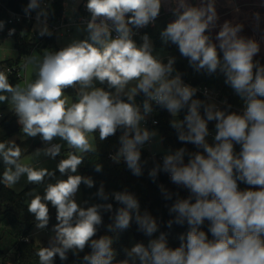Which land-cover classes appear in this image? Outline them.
<instances>
[{
	"label": "clouds",
	"instance_id": "clouds-1",
	"mask_svg": "<svg viewBox=\"0 0 264 264\" xmlns=\"http://www.w3.org/2000/svg\"><path fill=\"white\" fill-rule=\"evenodd\" d=\"M172 3L174 19L160 32L161 40L177 46L197 71L205 69L211 74L219 69L243 102L241 111H229L230 104L220 110L195 99L197 89L184 84L179 73L173 76L174 58L164 63L154 56L147 34L140 44L133 39V29L155 24L161 0H86L84 8L90 19L85 38L58 51L45 49L42 58L28 57L24 67L34 65L36 78L23 85L10 83L9 76L0 71V103L10 105L25 136H40L51 145L35 155L42 151L55 159L62 148L60 143H52L57 138L70 149L57 164L66 179L48 183L42 195L29 194L27 210L38 229L49 224V205L56 211L54 242L37 250L39 264H54L57 256L67 260L69 252L78 256L86 247L91 251L83 256L84 264H264V65L255 59L260 44L241 35L244 25L240 23L225 20L216 30L220 17L215 0ZM23 12L29 18L36 12L37 24H43L40 37L52 36L41 0H29ZM253 15L258 25L260 14ZM5 23L0 20V31ZM15 31L9 29L8 36ZM70 88L77 90L75 100L66 95ZM141 94L142 104L138 105L135 98ZM153 104L173 117L170 126L176 130L177 140L195 149L179 147L148 172L153 183L164 173L176 186L177 191L172 192L159 185L165 200L176 197L168 208L175 216L166 226H186L187 231L177 237L179 246L172 247L170 233L159 231L147 212L140 214L133 194L111 193L122 207L116 209L107 231L127 230L134 219L137 231L149 238L147 244L123 249L125 258L116 261L113 238L102 235L94 239L103 225L101 213L112 212L113 205L81 207L75 199L80 185L92 188L94 181L76 173L84 154L95 151V133L105 141L120 131V147L111 159L115 163L123 160L133 175L141 176L142 149L157 135L141 127L153 112ZM181 114L182 119L178 118ZM210 122H214L213 131ZM21 156L22 149L14 141L0 142L4 165L0 183L4 186L14 187L24 176L27 183L36 185L55 176L47 168L21 162ZM101 170L96 165L95 171ZM241 184L246 187L241 189ZM181 191L187 196L181 197ZM95 195L109 200L103 183Z\"/></svg>",
	"mask_w": 264,
	"mask_h": 264
},
{
	"label": "trees",
	"instance_id": "trees-1",
	"mask_svg": "<svg viewBox=\"0 0 264 264\" xmlns=\"http://www.w3.org/2000/svg\"><path fill=\"white\" fill-rule=\"evenodd\" d=\"M63 1L64 0H41V8L48 12V18L51 23L56 22L57 19L62 16ZM193 1L194 0H192V3ZM28 2L29 0H0V20H4L6 22L5 28L3 31H0V40L8 36V30L12 27V24L9 22V13H24L23 8ZM43 2H45V4ZM161 4V12L155 24L139 29L140 34L133 37V39L136 40L137 44H140L142 43V36L147 34L151 38L155 48L164 49L168 53L169 58H174L173 73L175 75L179 73L182 81L198 87L208 86L209 88L217 91L221 97L226 98L227 103L219 105L217 109L225 110L227 105L230 104L232 107L231 109H228L229 111H241L243 108V102L239 100L231 87L225 83V76L219 71V69L215 73L211 74H209L205 69L197 71L192 65H190L187 58L181 56L177 46L171 43H163L160 37V32L166 27L167 23L171 22V13L165 10L162 0ZM23 22L18 23L17 25L18 30L20 27L24 31L25 36L23 40H20V36H22V34L17 35L14 33L12 35L15 39L16 47L20 52V56L16 60L8 59L0 61V71H2L5 66L17 65L19 68H24L25 62L23 54L27 53V48L30 47L28 46L29 43L27 36L31 33L30 30L32 28V21L27 22L24 20ZM134 30L135 29H133V31ZM51 32V37L39 36L40 43L47 47L50 51H58L60 48L56 41L55 31L51 30ZM255 59H258L260 63L264 65V54L258 55ZM20 79L21 78L17 77L14 73L9 75L10 83L16 84L20 81ZM76 93V89L70 88L66 90V94L72 100L76 99ZM194 98L200 99L205 104H210L207 98L199 90H197ZM137 99L143 100V95H138L135 100ZM201 113L203 114V109H201ZM179 117L182 119L183 114ZM158 118L159 123L157 127L162 134L164 148L169 150L170 153L182 146L187 147L189 150H195L194 146L183 145L177 140V132L170 126L171 115L166 110L160 109ZM21 128L22 126L18 123V117L15 112L13 110H9L4 117L0 119V142L10 141L13 136L23 134ZM209 129H214V122L209 123ZM120 135H122V133L118 131L115 136L109 137L105 141H101L98 133H95V151L84 154L83 162L79 166V174L81 176L90 177L94 181V186L92 188H88L83 183L81 184L85 208L97 203H112L113 205L112 212L101 213L103 217V225L99 228L97 236L94 237V239H98L102 235L111 236L114 241L112 247L118 253L116 261L125 258L123 249H128L130 237L133 236L137 242L145 241L148 237L137 231L138 226L134 219L130 228L127 230H118L117 232L107 231V225L114 222L112 217H114L116 209L122 207V205L118 204L111 197V193L128 192L133 194L139 202L140 214L143 215L147 212L156 220L159 226V231L170 233V246H179L177 237L179 234L187 231L186 226L180 227L173 224L171 229L166 226L167 221L173 219L175 216V213H172L171 215L169 214L168 208L172 203H174L176 197L173 196L172 200H165L159 189V185L163 184L165 188L172 192L177 191V188L175 185L170 183L168 176L164 173H159L155 183L152 182L148 175L149 170L154 167L155 164H162L161 161L150 160L148 158V150L143 148L141 156L143 174L138 177L132 174L123 160H121L120 163H115L111 159L112 156H110V153L114 152L115 154L120 147ZM14 142L22 149V156L32 152L42 144L41 140L31 137L17 139ZM236 151H239V146L236 147ZM144 161H147V163L144 164ZM96 165L101 166L102 170L100 172L95 171ZM3 170L4 165L2 160H0V174H2ZM101 183L104 185L105 193L109 194L108 201H102L95 195L100 188ZM33 186L34 184H28L26 187L18 191L0 183V241L6 233L13 237L12 254L10 252L11 250H6L0 246V255L4 258H10L14 264H39V258L36 255L37 250L40 247L50 246L36 245L33 239L30 238V234L36 228L37 223L34 216L27 210L28 197ZM240 187L241 189H244L246 186L241 184ZM185 196H187V192L181 191V197ZM55 215L56 211L50 208V221L47 226L54 227L57 223ZM90 251V248L86 247L85 250L80 252L78 256L69 252L67 260L64 261H61L57 256L54 260V264H84L83 256Z\"/></svg>",
	"mask_w": 264,
	"mask_h": 264
},
{
	"label": "rangeland",
	"instance_id": "rangeland-1",
	"mask_svg": "<svg viewBox=\"0 0 264 264\" xmlns=\"http://www.w3.org/2000/svg\"><path fill=\"white\" fill-rule=\"evenodd\" d=\"M80 1L81 0H64L63 1V13H62V16L60 17L62 21L63 19H66L67 23H71L74 21L76 10H77V7ZM162 1H163L166 11L171 13L170 21H172L174 19L172 12L170 11V9L174 6L172 3V0H162ZM43 3L45 4V2ZM193 3L199 4L200 0H194ZM262 4H264V0H215V7L220 17L216 30H218L219 25L223 24L225 20L230 21L232 24H237V23L243 24L244 30L241 33V35L254 38L257 42H259L260 47H261V51L259 55L264 54V6H262ZM236 8H239V12L235 11ZM254 13L260 14V20H259L258 25H257V21L254 19V15H253ZM35 14L36 12H32L31 17L27 18V19H30L29 21H32V28L30 30L31 33H29L27 36V40L29 43L28 46L30 47L27 48L28 52L23 54L24 62H26V59L32 56L33 54L40 56L42 58L44 50L45 49L49 50L47 47H45L44 45L40 43V37L37 36V32L39 33V29L43 27V24H37L35 20ZM58 19L56 21L57 25L60 24ZM47 27L49 31H51V28H52L51 25L47 23ZM85 28H86V24H81V23L72 25L71 30L69 32L66 31L65 26H61L57 28L55 30V34H56V41H57L59 48L67 46L69 43H71L75 39L85 38L87 35V33L84 31ZM16 34L17 35L22 34V36H20V40H23L25 34H24V31L20 27H19V30L16 32ZM256 35L258 39H256ZM149 41L153 47V55L161 59L164 63H167L169 59L168 53L164 49L155 48L153 46V43L150 37H149ZM19 56H20V52L16 47V42H15L14 37L7 36L0 40V61H4L8 59L16 60L18 59ZM22 74L23 76L18 82L21 85H23L25 82L34 80L36 78L35 66L29 65L27 68L24 67L22 69ZM173 76H175L174 73H173ZM96 86L103 87L102 85H99L98 83ZM132 86H134V84L129 85V88ZM9 110H12V109L8 103H0V113L6 114ZM172 119L173 117L171 116V120ZM141 127L144 128L142 124H141ZM148 130L150 132L155 131L157 135L150 140V143L147 144L146 148L151 149V151L153 152L163 153L165 155L170 154V151L164 148L163 146L162 134L159 128L156 126ZM213 130L214 129H210V131H213ZM22 137L26 138L27 136H25L24 134H19V135L13 136L10 139V141H15ZM36 138L42 141V139H40L39 136L35 137L34 139ZM208 139L209 141H211V137H209ZM52 143H60L62 145L61 153L55 159L43 155L42 151L39 156L35 155L38 149L43 150L44 148L49 147L50 144H46L43 141H42V144L39 147H37L34 151L26 155H23L21 157V162L29 163L33 167H36V168H47L49 171H53L55 173V176L53 178H46L44 183L39 184V185L34 184L30 193L42 195L44 188L46 187L48 183H55L57 179H64V177L61 176V174L57 170V164L59 163L61 159L66 158V153H68L70 149H68L66 142L59 140L58 138L52 141ZM94 145L96 146L95 139H94ZM79 173L80 171L78 167V171L76 174L80 175ZM28 184L29 183L26 182V176H24L21 178L20 182L12 188L19 191L23 189L24 187H26ZM31 198H32L31 195H29L28 201H30ZM77 203L81 207H85L84 199H83V190H82L81 185H80V189L77 194ZM49 207L51 209H54L51 207V205H49ZM54 236H55V232L53 230V227H49V226H46L44 229H38L36 227L30 234V237L33 239L36 245H50L52 242H54ZM136 243H138L137 240L133 236L130 237L128 249L130 250L131 247H133ZM12 244H13V237L10 234L6 233V235L0 241V246H2L6 250H11L10 252L12 254L13 252Z\"/></svg>",
	"mask_w": 264,
	"mask_h": 264
},
{
	"label": "built area",
	"instance_id": "built-area-1",
	"mask_svg": "<svg viewBox=\"0 0 264 264\" xmlns=\"http://www.w3.org/2000/svg\"><path fill=\"white\" fill-rule=\"evenodd\" d=\"M85 2H86V0H83V1L81 0L80 1L79 5L77 7V10H76L77 12L75 14V19L71 23H67L66 19H63V21H62V19L59 18L58 20H59L60 24L57 25L56 22L55 23H51L49 18L47 17V23L49 25H51V27H52L51 30L55 31L57 28H59L61 26H65L66 31L69 32L71 30V26L74 25V24H78V23L86 24V21L88 19H90V13H88L85 10V8H84V3ZM35 16H36V14H35ZM17 17L19 19H17ZM27 18H29V17H25L24 13L10 12L9 13V22L12 24V27L10 29L15 28V30H16L15 33H16L18 31V28H17L18 23H21L24 20L29 21L30 19H27ZM133 32L135 33V35L133 37L138 36L140 34V30H137V29H135ZM37 36H39L38 32H37ZM22 69L23 68H19L17 65H14V66H5L2 71H4L8 76L10 74L14 73V74L17 75V77L22 78V76H23ZM183 83L188 85V86H190V87H194L197 90H199L207 98V100L209 101L210 105H215L216 108L219 105L225 103V101H227L226 98L221 97L220 94L217 91L209 88L208 86H199L198 87V86H194V85H192V84H190L188 82H185V81H183ZM135 102L138 105L142 104V100L141 99H137V100H135ZM153 109H154L153 112L151 114H149L148 116H146L145 120L141 122V124H142V126L144 128L150 129L152 127H156L158 125V123H159L158 115H159V112H160V108H158L157 106H155L153 104ZM141 111H143L142 108H141ZM4 115H5L4 113H0V118H3ZM154 120L156 121L155 124L153 123ZM149 143L150 142H148L147 144H149ZM147 144L143 148L147 149L146 148ZM50 146L51 145H49V147ZM147 150H148V158L150 160H153V161H157L158 160V161L162 162V159L165 156V154L158 153V152H153V151H151V149H147ZM113 155H115L114 152H111L110 156H113ZM64 177L66 179V176H64ZM77 194L75 196V199H77ZM148 239L145 240V241H142V242H138V243L147 244ZM0 264H14V263H13V261L10 258H4V257H2L0 255Z\"/></svg>",
	"mask_w": 264,
	"mask_h": 264
},
{
	"label": "crops",
	"instance_id": "crops-1",
	"mask_svg": "<svg viewBox=\"0 0 264 264\" xmlns=\"http://www.w3.org/2000/svg\"><path fill=\"white\" fill-rule=\"evenodd\" d=\"M163 2V1H162ZM164 5V4H163ZM165 8V7H164ZM166 10V9H165ZM256 39H258L257 38V35H256ZM261 55H263V54H261ZM23 136V135H22ZM27 138V137H26ZM19 139H25V137H22V138H19ZM34 151V150H33ZM64 177V176H63ZM64 179H65V177H64ZM12 188V187H11ZM15 190V189H14ZM76 202H77V199H76ZM54 210V209H53ZM31 238V237H30ZM32 239V238H31ZM70 253H72V252H70Z\"/></svg>",
	"mask_w": 264,
	"mask_h": 264
},
{
	"label": "water",
	"instance_id": "water-1",
	"mask_svg": "<svg viewBox=\"0 0 264 264\" xmlns=\"http://www.w3.org/2000/svg\"><path fill=\"white\" fill-rule=\"evenodd\" d=\"M120 132V131H119Z\"/></svg>",
	"mask_w": 264,
	"mask_h": 264
}]
</instances>
